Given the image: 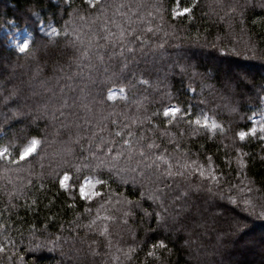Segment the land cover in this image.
<instances>
[{
	"label": "trees",
	"instance_id": "obj_1",
	"mask_svg": "<svg viewBox=\"0 0 264 264\" xmlns=\"http://www.w3.org/2000/svg\"><path fill=\"white\" fill-rule=\"evenodd\" d=\"M8 29L31 33L26 54ZM261 112L264 0H0V148L42 141L0 160V264L262 259L264 140L235 135ZM205 115L221 127L192 123ZM85 176L102 197L80 198Z\"/></svg>",
	"mask_w": 264,
	"mask_h": 264
},
{
	"label": "snow or ice",
	"instance_id": "obj_2",
	"mask_svg": "<svg viewBox=\"0 0 264 264\" xmlns=\"http://www.w3.org/2000/svg\"><path fill=\"white\" fill-rule=\"evenodd\" d=\"M89 3L91 4V0H89ZM191 12H192V8L184 6L182 9H179V10L173 9L172 15L174 18H176V17L186 16V15L190 14ZM52 31L54 33L56 32L55 29H52ZM30 39H31V33L28 34V38L23 39V41L21 43L16 45L19 53L26 54V52L30 48ZM101 59H103V58L101 57ZM120 91L123 92L124 89L121 88ZM108 99L109 100L114 99V91L109 92ZM181 112H182V109L180 107H176V106L165 107L163 109V116L165 118H167V117L175 118L177 116V114H180ZM184 114L185 115L188 114L187 110H184ZM254 115H256V114H254ZM249 119L251 120L252 117H249ZM192 123H195L196 125H200L202 127H207L209 124V118L205 115L203 118V122L201 121V119L197 118L194 121H192ZM256 124H258V126H259L258 129L256 126H253V127L249 128L247 131H244V130L238 131L235 135L239 138L240 141H244L249 136H256L258 131H259V133L261 134L260 139L264 140V112L259 113V120L256 121ZM219 127H221V126L218 125L215 121H213L211 123V128L213 130H215ZM115 135L120 136L121 133L116 132ZM129 135H131V133H129ZM124 144L128 145L129 141L124 140ZM153 146L154 145H152V144L148 145L149 148H152ZM40 147H42V141L41 140H39L37 138H30V139L24 138L20 141V144L16 147L15 155H13V153L10 152L8 147L0 148V160H6L7 163H9V164H15V165L19 166L21 162H26L28 158H30L33 154L37 153ZM140 155L144 156V153L141 152ZM209 159H211V158L209 157ZM157 160L163 161L164 157L158 156ZM193 163H195V162H193ZM157 167H159V165H157ZM202 169H203V165L200 166L198 171H199V175L201 177H204L205 172ZM77 171H80V169H77ZM176 174L184 175L183 172L176 173ZM166 175L168 177H171L174 175V173L172 172V165L170 163H168ZM57 178L59 180L60 187L67 190L68 184L72 180V176L70 175V170H65L63 172V175L58 176ZM211 179L215 180L216 179L215 175H212ZM105 183H106V181L103 179L85 176L83 178V180L81 182H79V196H80V198L85 199V200H92L95 197H102L103 194L99 191H96L95 189L97 186H103ZM260 216L264 217V211H262L260 213ZM159 246L165 247V245L162 241L160 242ZM153 247L155 248L156 245H153ZM4 251H5V248L3 246H0V252H4ZM148 255L151 256L152 253L149 252Z\"/></svg>",
	"mask_w": 264,
	"mask_h": 264
},
{
	"label": "rangeland",
	"instance_id": "obj_3",
	"mask_svg": "<svg viewBox=\"0 0 264 264\" xmlns=\"http://www.w3.org/2000/svg\"><path fill=\"white\" fill-rule=\"evenodd\" d=\"M7 33L9 34L8 35V42H9L10 46L15 48L17 51H18V49H17L16 45L21 43L23 41V39L28 38V33L25 30H23V29H20V30H18V29H8ZM221 70H223L225 72L229 71V72H232V73H235V74L236 73L242 74V76H245L247 74L251 75L253 73L252 72L253 70H249V69L240 70V71L237 72V71H234L233 68L232 69H228V68L223 67V66L221 67ZM112 91H114V98H116V97L121 95L119 90L114 89V90H111L110 92H112ZM108 95H109V93H108ZM258 120H259V116L252 118V122L254 124L253 126H256L257 129H258L259 126H258V124H256V121H258ZM202 122H203V119H202ZM211 123L212 122L209 120V124H208L209 127H211ZM220 217H221V219L225 218L223 215H220ZM259 236H261V235H259ZM246 238L243 240V243H242L241 246H244V247L248 246V247H250V248H252L254 250L255 249L254 247L259 245L258 242H256V240H254L256 237H246ZM228 247H230V245ZM241 248H243V247H241ZM262 252H264V251H262ZM250 256H252V255H250ZM262 257H263L262 259L261 258H257V257L253 258L254 259V261H253L254 263L253 264H264V256H262Z\"/></svg>",
	"mask_w": 264,
	"mask_h": 264
}]
</instances>
